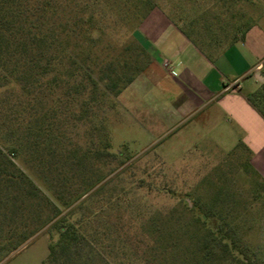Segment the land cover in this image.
I'll use <instances>...</instances> for the list:
<instances>
[{"label": "rangeland", "instance_id": "374dc122", "mask_svg": "<svg viewBox=\"0 0 264 264\" xmlns=\"http://www.w3.org/2000/svg\"><path fill=\"white\" fill-rule=\"evenodd\" d=\"M94 1L87 0L85 11L76 5L77 0L70 1L67 15L71 37L67 49L97 80L102 91L93 102L88 82L83 88L74 89L80 80L75 73L76 78L67 77L69 87L56 88L54 92V99L60 100L58 111L68 106L71 117L65 148L70 161L74 160L67 167V192L73 194L71 206L62 207L48 191V187L59 190L56 175L35 161L32 151L23 147L21 161L15 160L36 188L51 200L50 208L53 204L62 214L75 211L71 221L83 232L84 239L72 251V264H148L131 246V234L147 232L143 226L145 228L154 218L168 220L171 231L197 232L201 238L208 228L215 230L224 221L238 245L248 253L250 264H264V182L248 167L247 153L241 148L226 153L215 148L212 141L203 142V150L196 149L197 142L192 137L187 140L188 149L177 134L156 139L140 124L131 122L130 115L118 108L117 96L106 90L108 80L102 79L111 76L119 87H124L129 78L136 75L137 66L145 64L134 33L139 25L138 16H143L148 8L141 0H131L126 9L134 14L126 15L120 7L114 9L106 0L95 10ZM149 1L166 9L174 20H178L180 2L186 1L188 7L194 8L193 0ZM92 15L95 18L90 21ZM77 16L85 20L82 36L72 32ZM96 128H103V134L108 136L110 155L106 152L100 158L89 156L83 165H76L91 147L103 150V135ZM56 132L59 135L58 129ZM5 140L8 145L14 143L11 136H6ZM97 176L101 177L98 182L95 181ZM13 196L11 189H2L0 232L4 235L12 222L8 202ZM44 202L36 199L33 204L31 201L22 204L24 209L18 213L20 215L16 214L18 225L12 233H29L43 209L39 203ZM206 213L214 217L203 226L201 219ZM48 228L22 246L21 253L16 252L1 264H43L49 246L58 240L56 234L51 237Z\"/></svg>", "mask_w": 264, "mask_h": 264}, {"label": "trees", "instance_id": "16d2710c", "mask_svg": "<svg viewBox=\"0 0 264 264\" xmlns=\"http://www.w3.org/2000/svg\"><path fill=\"white\" fill-rule=\"evenodd\" d=\"M70 1L0 0V200L4 188L11 189L15 194L8 202L12 214L10 228L5 235L0 232V264L47 226L51 237L56 234L58 240L49 246V254L43 264H72V251L84 239L83 232L71 221L75 211L62 214V210L53 204L50 208L48 204L52 203L51 200L36 188L15 163L16 159L21 161L23 147L32 151L34 160L56 175L60 188L56 190L48 187V191L62 207L68 209L71 206L73 194L67 192V167L74 160L71 162L70 154L65 153L71 117L68 106L66 110L58 111L60 100L54 99V92L56 88L69 87L67 77H73L75 73L80 80L74 89L83 88L84 83L88 82L93 102L97 101L102 90L97 80L71 57L67 49V41L71 37L70 19L67 15ZM106 1L114 9L120 7L123 14H134L126 9L131 5V0ZM101 2L102 0H95L93 8L99 10ZM141 2L147 5L148 10L141 17L137 15L139 23L157 7L149 0ZM88 4L87 0L76 2L82 11L87 9ZM94 18L95 15H92L90 21ZM84 21L83 17H76L72 32L77 36L84 34ZM106 79V90L117 96L122 87H119L115 78L107 75L102 80ZM131 80L129 78L128 83ZM246 97L264 116V84L257 91L246 94ZM56 129L59 130V135L55 134ZM96 129L103 135V150L91 147L76 165H83L89 156L100 158L111 148L108 136L103 134V128ZM6 136L13 137L14 143L6 144ZM106 154L110 155L108 152ZM98 179L101 177L97 176L95 181L98 182ZM36 199L46 202L39 203L43 209L35 220V225L33 224L34 228L28 230L29 233L15 235L12 232H15L19 219L16 214L24 209L22 204L26 201L34 203ZM187 208L190 210L189 205ZM26 212H30L29 208ZM213 217V214L206 213L201 219L203 226ZM226 226L223 221L215 230L208 228V232L201 238L197 232L171 231L168 220L154 218L145 228L143 226V229L147 228V232L131 234V246L136 253L143 255L148 264H250L248 253L238 245L234 233L229 232ZM123 233L129 235V232Z\"/></svg>", "mask_w": 264, "mask_h": 264}, {"label": "crops", "instance_id": "0c3cea01", "mask_svg": "<svg viewBox=\"0 0 264 264\" xmlns=\"http://www.w3.org/2000/svg\"><path fill=\"white\" fill-rule=\"evenodd\" d=\"M182 3L178 20L157 6L139 23L146 61L121 88L118 108L156 139L177 134L188 149L189 137L196 149L205 141L226 153L241 148L264 181V116L246 97L264 84V0Z\"/></svg>", "mask_w": 264, "mask_h": 264}, {"label": "built area", "instance_id": "2783aa9c", "mask_svg": "<svg viewBox=\"0 0 264 264\" xmlns=\"http://www.w3.org/2000/svg\"><path fill=\"white\" fill-rule=\"evenodd\" d=\"M166 66H167L168 68H170V70H171V67L169 66V64H168V63H166Z\"/></svg>", "mask_w": 264, "mask_h": 264}]
</instances>
